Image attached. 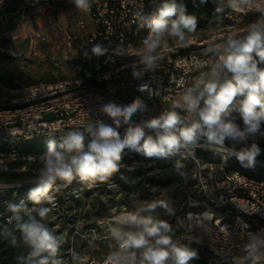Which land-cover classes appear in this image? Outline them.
<instances>
[{
  "label": "clouds",
  "instance_id": "9594fccd",
  "mask_svg": "<svg viewBox=\"0 0 264 264\" xmlns=\"http://www.w3.org/2000/svg\"><path fill=\"white\" fill-rule=\"evenodd\" d=\"M70 2L83 12L91 7V0ZM192 3L199 7L209 0ZM211 3L214 5L211 23L218 27L223 25L228 10L256 11L260 17L249 23L243 34L228 32L222 42L203 49L202 55L207 59L194 66L199 75L182 93L170 98L166 110L130 123L136 114L147 110L145 101L141 97L126 105L110 101L99 109L111 120L110 124L102 119L90 120L83 129L70 130L59 141L54 137L47 139L34 186L19 203L8 204L10 216L0 227V239L13 247H27V254L17 257L18 264H68L61 254L65 238L50 229L46 220L52 208L43 205L54 204L62 187L58 181L70 184L79 180L89 187L108 181L119 171L126 149L153 158L177 154L183 157L185 153L194 157L198 148H206L234 155L245 167L255 166L262 154L255 141L264 136V0H211ZM152 4L151 11L137 8L134 12L138 25L147 29L135 53L138 60L130 65L133 79L142 81L141 92L154 82V77L149 80L145 77L158 67L160 50L169 46L170 39L187 44L198 27L197 16L188 13L183 0H152ZM90 53L101 57L108 49L97 43ZM83 55L91 58L88 50ZM124 125L127 127L121 133ZM226 141L232 147H227ZM237 145L241 146L239 150ZM183 167L177 162V169ZM180 175L186 180L185 173ZM128 197L132 210H122L107 222V233L114 246L110 245L103 264H189L199 258L198 250L191 245L201 241L188 233L195 228L205 229V221L212 219L211 212L206 211L199 220L189 215L180 221L181 226L189 227L186 233L176 236L169 222L152 215L158 207L175 215L169 200L161 198L145 203L138 193H129ZM71 260L72 264H86V259L75 251L71 252ZM231 264H264V229L247 232Z\"/></svg>",
  "mask_w": 264,
  "mask_h": 264
},
{
  "label": "built area",
  "instance_id": "2783aa9c",
  "mask_svg": "<svg viewBox=\"0 0 264 264\" xmlns=\"http://www.w3.org/2000/svg\"><path fill=\"white\" fill-rule=\"evenodd\" d=\"M33 1L41 5L61 2L72 10L70 0ZM24 7L0 13V22H5L11 13L15 14ZM137 8L151 11L152 0H91L90 10L82 11L80 16L76 17L70 11L72 26L60 37L61 54L55 59L56 65L68 67L70 75L56 82L34 83L21 90L11 88V94L0 96V143L4 146V149L0 148V172L30 174L23 181L0 179V196L9 191L15 195L18 187L34 184L42 167L41 155L21 152L25 143L40 140L47 144L50 137L59 141L68 131L83 129L90 120L102 119L110 124L111 120L99 112L100 107L110 101L126 105L141 97L147 110L136 114L130 123L149 119L166 110L170 98L182 93L199 75L194 66L199 60L207 59L202 51L208 44L187 46L189 50L183 53L162 51L158 67L145 77V80L154 77V82L149 83L145 91H139L142 81L133 79L130 67L138 60L134 49L140 37V26L134 17ZM255 15L260 17L256 11L228 10L225 13L231 22ZM28 36L39 41L48 38V34L33 29ZM97 43L108 49L105 56H91L90 50ZM85 50L89 51L91 58L83 55ZM114 52L117 54L113 55ZM106 74L108 78H105ZM16 75L14 70L12 76ZM46 113L52 116L47 118ZM126 127H121V133ZM134 153L126 149L123 155ZM219 154L226 153L206 148H198L194 157L185 153L193 166V182L185 190L173 218L176 223L174 231L179 236L189 227L187 224L181 226L180 221L189 215L199 220L206 211L212 213V219L205 221V229L195 228L188 233L201 241L191 245L199 253V258L191 262L201 260L200 264H231V258L239 253L247 232L264 229V178L223 169L219 161L210 159L211 155ZM56 203L54 198L53 207ZM88 230L91 228H86ZM74 233L78 231L74 230ZM107 254L103 258L80 256L86 259V264H103Z\"/></svg>",
  "mask_w": 264,
  "mask_h": 264
},
{
  "label": "rangeland",
  "instance_id": "374dc122",
  "mask_svg": "<svg viewBox=\"0 0 264 264\" xmlns=\"http://www.w3.org/2000/svg\"><path fill=\"white\" fill-rule=\"evenodd\" d=\"M14 9L8 5L0 8V13L10 12ZM76 10L75 7H72L70 11L76 12ZM25 15L26 10L21 9L15 14L11 13L5 22H0V44L6 50L3 52L10 56L11 61L17 58V62H24L23 64L17 62L9 64L8 62L2 64L1 68L7 67L9 70H16L18 72L17 77L22 74V66L27 67L30 63H33L35 68L42 65L55 67L53 65L55 57L51 59V54H47L45 50L55 45L56 36L53 33L51 35L50 31L47 40L30 39L25 26L31 24L36 29L37 23H33L30 19L27 20L28 18L24 19ZM74 15L77 17L81 13L77 12ZM64 17L65 21L71 22L73 16L64 14ZM56 20V16L51 17L50 28L54 29L55 25L57 26ZM255 20L257 19L253 17L243 19L240 22L229 21L230 24L225 26L197 28L196 32L188 37L187 44H180L176 40L170 39L169 46L161 49L160 52L167 51L173 54L179 53L182 48L187 46L211 45L217 41H222L228 32L236 31L238 34H243L247 25ZM139 34L140 37L134 46L136 51L141 47L147 29L140 27ZM25 72L34 81L52 80L55 77V74L52 75L50 70L45 71L42 67L39 70L29 69ZM7 77L9 81V74H6ZM8 85L9 87H16L18 83L10 81ZM51 116L50 113L45 114L47 118ZM225 157L236 156L219 154L211 155L210 159L220 160L225 159ZM177 162L185 165V167L177 169ZM220 163L224 169L222 162ZM130 167L134 170L129 171ZM181 172L185 173L186 180L180 175ZM192 173L193 166L185 155L183 157L177 154L147 158L134 153L122 155L119 171L115 172L106 182H97L91 187L79 180H74L70 184H65L63 181L58 182L62 187L55 196L56 205L53 207L52 204L46 203L43 206L52 208L46 220L50 229L65 238V243L61 248L63 259L68 264H72V251L80 255L97 258H102L107 254L110 251V245L114 246V242L107 233V222L109 218L118 215L122 210H132L129 203V193H138L139 199L145 203L161 198L167 199L176 214L182 203L185 190L193 182ZM152 215L169 222L173 228L176 226L173 221L174 215H169L162 208L158 207ZM86 228H91V230L86 231ZM74 230H77L78 233H74ZM189 264L197 263L190 261Z\"/></svg>",
  "mask_w": 264,
  "mask_h": 264
},
{
  "label": "trees",
  "instance_id": "16d2710c",
  "mask_svg": "<svg viewBox=\"0 0 264 264\" xmlns=\"http://www.w3.org/2000/svg\"><path fill=\"white\" fill-rule=\"evenodd\" d=\"M183 2L187 6V11L190 14H194L198 18V27L197 28H203V27H211L216 26L215 24L211 23L213 11H214V5L211 3V0H209V3L205 5H201L199 7H194L192 0H183ZM259 19L258 15L255 16H246L245 19H251V18ZM227 24H230V22L226 19L223 21V25L225 26ZM189 50V47L182 48L180 52H187ZM10 56L0 54V66L2 64H5L7 61H9ZM240 123V121H237ZM256 143L259 145V147L262 149V154L257 157V162L254 167H245L241 164V162L236 157H228L225 159L216 160L219 162H222L224 169L227 171H240L244 174H247L251 177L256 178H264V166L260 165L259 163H264V136H261ZM226 144L231 146L232 145L226 141ZM240 145H237L236 148H240ZM0 148L4 149V146L2 143H0ZM47 144L42 143L40 140H36L34 142H28L24 144V147L21 152L29 153V154H37L42 155L46 152ZM30 177V174L24 173V172H12L9 171L8 173H2L0 172V179L6 180V181H23ZM34 185H27L18 187L16 189V194L13 195L11 191L7 192L5 195L0 196V227H2L5 223H7L8 218L10 216V213L8 212V204H15L19 203V201L23 198H25L29 192V190ZM32 205L29 204V207ZM19 236V233H17ZM27 254V247L26 246H20V247H13L11 246L6 240L0 239V264H18L17 257L21 255ZM201 260L197 261V264H200Z\"/></svg>",
  "mask_w": 264,
  "mask_h": 264
},
{
  "label": "crops",
  "instance_id": "0c3cea01",
  "mask_svg": "<svg viewBox=\"0 0 264 264\" xmlns=\"http://www.w3.org/2000/svg\"><path fill=\"white\" fill-rule=\"evenodd\" d=\"M8 5L11 6V8H17V7L25 6L24 10H26V15H25L24 19L28 18L27 20L30 19L33 23H35V22L37 23L36 29L33 28L34 26H31V24L26 25L25 26L26 31L29 32L32 29L42 31V32L48 34L47 39H49L50 31H51V35L53 33L56 36L55 45L48 47L45 50V52H47V54H51V56H52L51 59L53 57H55V59H58L60 57L59 56L61 54V51L59 50V47L61 46L60 37L64 34V32L67 28L72 26V20H71V22L65 21L66 19L64 17V14L72 15V14H75L77 12L82 14V11H80L78 9L76 10V12L73 11L71 14L70 9L67 8V6L61 2L41 5L38 2H34L33 0H0V8L6 7ZM71 6L75 7L72 3H71ZM23 16H24V14H23ZM52 16H56V18H57L56 21L58 22L57 26L55 25L54 29L52 27L50 28V25H51L50 21H51ZM3 51H6V50L4 48H2L1 44H0V54L7 55V54H5L6 52H3ZM16 59L17 58L12 59L13 61H11L9 59L10 61H7L6 64L8 62L11 64H12V62L13 63L17 62ZM17 63L23 64L24 62L22 61V62H17ZM39 63H41V62H39ZM33 65H34L33 63H30L27 67L22 66L23 71H22V74L20 75V77H17L18 72H17V75L15 77H12V72L14 71V69L9 70V68H7V67L2 69L1 68L2 66H0V69H2V70H0V96L11 94V92H10L11 88H14V90H21V89L26 88V87L34 84V83L56 82V81H59V80L66 78L70 75V70L68 69L67 66L56 65L55 61H53V65L55 67H52V66L48 67L46 65H42V66L35 68ZM41 67L44 68L45 71L50 70L52 75L55 74V77L52 80L34 81L33 79H30L28 77V74L25 72V70H29V69L30 70H32V69L39 70ZM56 68H58V69H56ZM6 74H9V79H10L9 81H8V77L6 78ZM10 81H14V82L18 83V86L9 87L8 84ZM104 256H102V258Z\"/></svg>",
  "mask_w": 264,
  "mask_h": 264
},
{
  "label": "water",
  "instance_id": "95a60500",
  "mask_svg": "<svg viewBox=\"0 0 264 264\" xmlns=\"http://www.w3.org/2000/svg\"><path fill=\"white\" fill-rule=\"evenodd\" d=\"M260 165L264 166V163H259Z\"/></svg>",
  "mask_w": 264,
  "mask_h": 264
}]
</instances>
